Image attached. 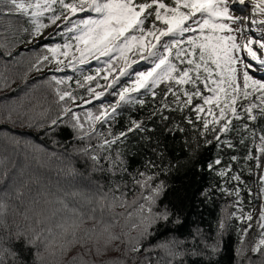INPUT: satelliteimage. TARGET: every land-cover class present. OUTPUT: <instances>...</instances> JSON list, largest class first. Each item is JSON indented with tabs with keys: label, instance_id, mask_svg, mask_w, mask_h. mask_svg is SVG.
I'll list each match as a JSON object with an SVG mask.
<instances>
[{
	"label": "snow or ice",
	"instance_id": "6c2138e0",
	"mask_svg": "<svg viewBox=\"0 0 264 264\" xmlns=\"http://www.w3.org/2000/svg\"><path fill=\"white\" fill-rule=\"evenodd\" d=\"M244 4L245 0H0V17L26 19L30 27L22 26L20 31L28 33L33 40L52 26H56L57 32L45 39L54 35L64 38L63 44L43 46L44 52L30 63L25 78L50 64H55L57 72L66 68L77 71V66L82 72V66L92 61L101 65L94 74L75 81L78 88H86L87 98L75 94L72 77L53 75L47 85L55 97L56 114L52 115L51 104L45 97L43 103L38 102L22 115L28 117L29 126L46 128L45 135L55 133L62 125L70 127L76 140L88 142L74 150L93 162V170L102 167V159L107 160L108 171L113 174L126 171L121 167L124 161L120 153L112 159L111 155L102 156L101 151L107 152L114 144L124 143L129 133L149 129L144 121L132 120L127 131L113 135L111 125L122 106H143L145 95L154 101L157 95L161 97L149 118L159 116L165 122L169 121L165 112H179L199 132L205 146L215 141L218 150L221 144L233 147L230 140H221L233 130V120H246L242 130L253 143L259 136L258 151L264 155V131L258 133L250 127L251 123L264 119V78L253 75L264 72V58L253 48L256 45L264 50V29L260 30L258 39L237 41V34L243 35L246 29L242 24L233 27L240 24V18L233 16L232 5ZM255 10L264 15V0H258ZM251 23L264 25V19ZM141 61L150 67L133 72V65ZM125 77L129 80L121 85ZM161 85H164L162 94L156 91ZM106 95L115 96L116 100L105 104L102 98ZM94 101H101L96 111L81 114L73 110V106L82 107ZM186 109L190 110L188 114ZM11 118L10 111L7 119ZM166 130L170 134L185 131L179 123ZM209 135L212 139H208ZM93 139L98 143L92 145ZM12 142L20 144L15 138ZM188 143L185 140L186 146ZM192 143L194 152L200 144L195 137ZM31 147L38 154L45 151L40 146ZM35 158L39 160V156ZM220 164L221 159L216 158L207 167L212 170ZM148 166L157 167L151 163ZM25 167L19 169V176L9 180L8 158L0 157V185L8 181L0 187V264H63V257L75 246L83 247L88 255L94 250L99 256L117 241L126 244L129 251L138 252L141 242L151 235V229L161 221H169L171 216L167 208L157 210L166 190L165 182L158 180L159 172H138L133 183L140 191L129 201L119 184L107 191L98 186L95 192L71 188L53 192L47 186L33 191L30 185H40V181L32 177L22 179ZM230 170V167L221 169L217 174L223 177ZM68 175H76L75 169L69 168ZM232 178L240 180L238 175ZM261 183L264 185V177ZM236 195L239 196L238 190ZM117 208L125 211L117 213ZM119 218L124 219L123 225ZM240 219L247 223L241 233L246 237L253 227V217L246 213ZM257 224L259 237L250 250L264 258V212ZM219 227L223 229V223ZM133 231L136 235H132ZM161 247L170 257L182 255L170 244ZM219 251V244L211 246L212 254ZM247 251L241 248L238 255L243 256ZM71 264L95 262L78 254ZM111 264L122 262L114 260ZM249 264H252L250 258Z\"/></svg>",
	"mask_w": 264,
	"mask_h": 264
},
{
	"label": "trees",
	"instance_id": "16d2710c",
	"mask_svg": "<svg viewBox=\"0 0 264 264\" xmlns=\"http://www.w3.org/2000/svg\"><path fill=\"white\" fill-rule=\"evenodd\" d=\"M16 18L0 17V157L8 158L9 180L19 176V169L26 165L21 178L27 180L32 177L40 181V185H30L33 191L47 186L53 192L60 188L95 192L98 186L107 191L119 184L120 191L127 194L129 201L140 191L133 183V177L138 172H159L158 180L166 184L157 210L167 208L171 213L169 221L157 223L151 229V235L141 242L138 252L129 251L128 246L119 241L99 256L94 250L88 255L83 247L75 246L63 257V264H71L78 254H84L85 260L94 261L95 264H111L114 260L122 264H249V258L252 264H264V258L250 250L260 232L252 227L246 237L241 234L247 228V223L240 217L246 213L252 214L257 207V201L253 198V163L252 159L247 158L253 156L254 143L247 139L248 133L241 128L247 123L246 120H233V130L221 137V140H230L233 147L221 144L218 150L215 141L205 146L199 132L188 125L184 115L179 112H165L169 116V121L165 122L159 116L149 118L161 97L157 95L154 101L150 95H145L143 106L125 105L119 109L111 131L113 135L127 131L132 120L144 121L149 131L129 133L124 143L118 142L109 151H101L102 156L111 155L112 159H116L119 152L124 161L121 167L126 171L109 172L110 165L104 159L100 161L102 167L93 170V162L74 150L88 142L76 140L70 127L62 125L55 133L45 135L46 128L41 130L29 126L28 117L22 115L38 102L43 103L45 97L51 104L52 115L58 109L47 85L52 76L47 71L49 67L40 72L32 71L26 78L24 76L30 59L41 48L32 46L33 39L28 33L15 31ZM24 27H30L27 20ZM163 90L162 85L156 91L162 94ZM10 111L12 118L8 120ZM189 111L186 109L185 114ZM192 115L194 119V113ZM173 123H179L185 131L170 134L166 127H171ZM197 127L200 125L197 124ZM250 127L258 133L264 131V119H258ZM193 137L200 144L194 152ZM13 138L19 140L20 144H14ZM208 139H212V136L209 135ZM241 139H244V143H241ZM185 140L189 142L188 146ZM97 143L95 139L91 141L92 145ZM32 145L40 146L45 151L38 154L32 150ZM37 156L39 160L35 158ZM216 158L221 159V164L209 170L208 163ZM150 163L157 167H149ZM229 167L231 170L226 176L217 174L219 170ZM69 168H74L76 175L69 176ZM234 175H238L240 180H234ZM7 183L5 181L0 187ZM237 190L239 196L236 195ZM205 192L206 195H201ZM116 194L119 195V192ZM115 211L119 213L125 209L117 208ZM119 219L120 225H123L124 219ZM221 223L223 229L219 227ZM120 230L118 226L116 231ZM132 235H136V232L133 231ZM164 244H170L182 255L174 258L168 256L166 249L161 247ZM216 244H219L220 251L214 255L211 246ZM241 248L248 250L243 256L238 255Z\"/></svg>",
	"mask_w": 264,
	"mask_h": 264
},
{
	"label": "rangeland",
	"instance_id": "374dc122",
	"mask_svg": "<svg viewBox=\"0 0 264 264\" xmlns=\"http://www.w3.org/2000/svg\"><path fill=\"white\" fill-rule=\"evenodd\" d=\"M25 21H26V19H24L23 17L17 16V18L15 19V22H16L15 24L17 25V29L15 31H19L21 33L22 31H20V27H22V25H23V27L25 26ZM233 27L236 28V27H238V25L233 24ZM56 32H57L56 26H52V27L44 30L43 36H40L37 40H32V46L35 47L37 45L38 48H41L40 52H38L37 55H40L44 52V47H43L44 45L51 46V45H55V44H63L64 43V38H62L59 35H54L50 39H45V37H48L49 34H54ZM237 38L244 40V38H242L239 34H237ZM35 57L33 59L31 58L30 61L33 62ZM100 66L101 65L98 64L96 61H92V63L82 66L83 67L82 72L79 70L80 66H77L78 67L77 71H73L70 68H66L62 72H57V71H54L55 64H50V65H48L49 70H47V71L49 73H51L52 76L55 75L58 78H65V77H69V76L72 77L73 81H72L71 87H72V89L75 90V94L80 95V96H84L85 98H87L86 88H78L75 81L76 80H82L83 75L94 74L95 68L100 67ZM148 67H150L149 64H147L146 62H144V63L141 62L137 65H133L132 71L133 72L143 71V70H146ZM262 74H264V72L257 73V75H262ZM128 80H129L128 77L122 78L121 85L127 83ZM100 82L104 83V81H100ZM119 86L120 85H118L117 87H119ZM115 100H116V97L112 96V95H106L105 97L102 98V102L105 104L112 103ZM198 102L199 101H195V103H198ZM77 103H82V101H77ZM100 103H101V101H94L92 104L83 105L82 107L73 106V110L74 111H80L79 113H81V114H83L84 112H86L88 110L96 111L97 106H99ZM259 143H260L259 136H257L255 143H254V153L252 156V163H253V169H254L253 175H252L253 198L257 201V207L254 209V211L251 214L253 217V220L251 221V223H252L253 227H255L260 232V229L258 227L257 222L259 220L261 213L264 212V185H262V183H261V177H264V155H262L258 151ZM257 239L258 238H256V240ZM256 240H255V242H256Z\"/></svg>",
	"mask_w": 264,
	"mask_h": 264
},
{
	"label": "bare ground",
	"instance_id": "6f19581e",
	"mask_svg": "<svg viewBox=\"0 0 264 264\" xmlns=\"http://www.w3.org/2000/svg\"><path fill=\"white\" fill-rule=\"evenodd\" d=\"M258 3V0H245V4L240 7L238 5H232L233 9V16L240 18V24H237L238 27L243 25V27L246 29V31L243 33V35L239 34L244 40L238 39V42H245L249 37L258 39L260 38V30L264 29V25L259 24H253L251 21H258L261 19H264V15H261L258 11L255 10V5ZM85 15V14H81ZM254 50H257L258 55H260L261 58H264V50L258 49V46L253 45ZM143 62V61H141ZM140 62V63H141ZM245 62H248L247 57L245 56ZM144 63V62H143ZM255 72L253 75L256 76V78H264V74L257 75Z\"/></svg>",
	"mask_w": 264,
	"mask_h": 264
}]
</instances>
